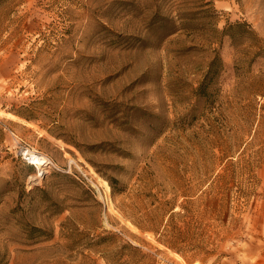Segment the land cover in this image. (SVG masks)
<instances>
[{"label": "rangeland", "instance_id": "rangeland-1", "mask_svg": "<svg viewBox=\"0 0 264 264\" xmlns=\"http://www.w3.org/2000/svg\"><path fill=\"white\" fill-rule=\"evenodd\" d=\"M0 264H264V0H0Z\"/></svg>", "mask_w": 264, "mask_h": 264}, {"label": "bare ground", "instance_id": "bare-ground-1", "mask_svg": "<svg viewBox=\"0 0 264 264\" xmlns=\"http://www.w3.org/2000/svg\"><path fill=\"white\" fill-rule=\"evenodd\" d=\"M33 160V164L35 165H39V166H43L45 162L41 161L40 159L37 158H32Z\"/></svg>", "mask_w": 264, "mask_h": 264}]
</instances>
